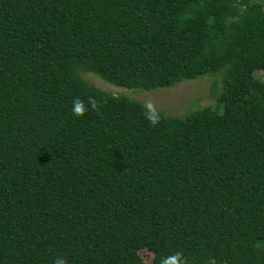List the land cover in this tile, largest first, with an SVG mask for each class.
<instances>
[{
    "label": "trees",
    "instance_id": "trees-1",
    "mask_svg": "<svg viewBox=\"0 0 264 264\" xmlns=\"http://www.w3.org/2000/svg\"><path fill=\"white\" fill-rule=\"evenodd\" d=\"M81 71L138 91L215 76L219 108L155 115ZM142 250L264 264V0H0V264Z\"/></svg>",
    "mask_w": 264,
    "mask_h": 264
},
{
    "label": "rangeland",
    "instance_id": "rangeland-1",
    "mask_svg": "<svg viewBox=\"0 0 264 264\" xmlns=\"http://www.w3.org/2000/svg\"><path fill=\"white\" fill-rule=\"evenodd\" d=\"M257 74L261 75L260 72ZM79 76L90 85L104 91L108 96H126L142 102L155 115L164 113L171 117H183L192 110L207 105H215L216 108H219V103L212 93L221 89V78H218L219 81L215 88V76L184 81L170 88L151 91H138L115 86L87 72L81 71ZM140 256L146 264H150L153 260V254L147 250L140 251Z\"/></svg>",
    "mask_w": 264,
    "mask_h": 264
},
{
    "label": "clouds",
    "instance_id": "clouds-1",
    "mask_svg": "<svg viewBox=\"0 0 264 264\" xmlns=\"http://www.w3.org/2000/svg\"><path fill=\"white\" fill-rule=\"evenodd\" d=\"M89 104L91 105V108L93 110L96 109L97 105L95 101H93L91 98L89 99ZM89 109L85 106L84 101L81 100L80 98H76L73 101V114L76 115L77 117H83L86 112ZM149 121L155 125L158 123V120L154 116H147ZM183 254L182 253H175L169 257L163 258L161 261V264H187V260L182 258ZM54 264H67L66 260L62 257H58L55 261Z\"/></svg>",
    "mask_w": 264,
    "mask_h": 264
}]
</instances>
